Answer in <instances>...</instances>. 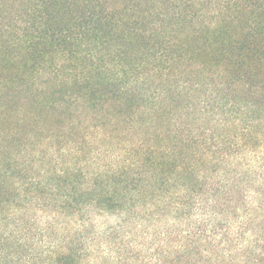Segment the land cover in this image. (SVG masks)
<instances>
[{"label": "trees", "instance_id": "1", "mask_svg": "<svg viewBox=\"0 0 264 264\" xmlns=\"http://www.w3.org/2000/svg\"><path fill=\"white\" fill-rule=\"evenodd\" d=\"M248 27L224 0H0V260L217 264L216 237L264 236Z\"/></svg>", "mask_w": 264, "mask_h": 264}, {"label": "clouds", "instance_id": "2", "mask_svg": "<svg viewBox=\"0 0 264 264\" xmlns=\"http://www.w3.org/2000/svg\"><path fill=\"white\" fill-rule=\"evenodd\" d=\"M224 3H228L234 13L238 12L247 19L250 27L246 31H251L260 21H264V0H224ZM221 7L223 8V4ZM104 151L102 147L98 153L102 157L100 163L109 165L113 169L117 167L118 165L113 162L110 156H104ZM105 170L104 167L100 169V171ZM218 240L219 237L212 240L213 247L208 252H204V247L207 245L203 240L189 241L187 245L181 241L179 245H173V247L179 252H184L188 248L203 245L200 249L201 252H204L205 256H213L217 260V264H257L258 258H264V236L249 233L246 238L241 240L229 236L223 243L217 245ZM10 251L12 249H3V255L7 256V259L0 260V264H16L18 256L15 252L9 256ZM259 264H264V259H260Z\"/></svg>", "mask_w": 264, "mask_h": 264}, {"label": "rangeland", "instance_id": "3", "mask_svg": "<svg viewBox=\"0 0 264 264\" xmlns=\"http://www.w3.org/2000/svg\"><path fill=\"white\" fill-rule=\"evenodd\" d=\"M31 214H32V213H30V215H29V216H32Z\"/></svg>", "mask_w": 264, "mask_h": 264}]
</instances>
